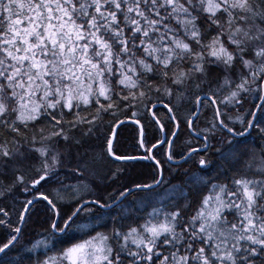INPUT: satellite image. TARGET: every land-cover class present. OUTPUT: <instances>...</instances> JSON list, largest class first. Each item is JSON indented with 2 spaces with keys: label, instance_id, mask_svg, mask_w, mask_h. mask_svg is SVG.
<instances>
[{
  "label": "snow or ice",
  "instance_id": "obj_1",
  "mask_svg": "<svg viewBox=\"0 0 264 264\" xmlns=\"http://www.w3.org/2000/svg\"><path fill=\"white\" fill-rule=\"evenodd\" d=\"M127 122L139 156L115 152ZM253 130L264 0H0V264H264V148H235ZM98 146L151 182L101 196Z\"/></svg>",
  "mask_w": 264,
  "mask_h": 264
},
{
  "label": "trees",
  "instance_id": "obj_2",
  "mask_svg": "<svg viewBox=\"0 0 264 264\" xmlns=\"http://www.w3.org/2000/svg\"><path fill=\"white\" fill-rule=\"evenodd\" d=\"M152 138V135H149L148 139L152 140ZM138 139L139 137L136 126H132L131 124L122 126L118 131V136L115 141V152L122 156L141 155L142 151L139 149L137 142ZM237 140L239 143L236 144L237 146L235 145L236 149L254 150L257 156L259 155V148H264V140L260 138L255 130H253L248 137ZM177 147H179V145ZM213 159L216 160L218 157L213 155ZM191 164L192 163L185 164L184 169H188L190 172V168L193 167L192 172H196L197 166H190ZM124 165L125 166L113 162L106 155H100V148L98 146L95 159L90 161L88 173L81 177V179H87L86 181L93 185L101 196H107L113 191L119 192L122 190V185H130L132 181L140 183L151 182L153 176V163H132ZM184 169H180V171L183 172ZM215 169L216 168H209L205 172L198 173L197 175L214 176L217 171V169ZM113 172L119 173V179L109 181L108 177ZM89 173H94V175ZM165 175H168L167 171ZM176 179V177H173L174 182H176ZM128 207L131 208V206ZM13 219H15V213H13ZM43 233L44 227L42 226L41 221H34L30 223L24 229L21 238V245H31L33 242L44 238ZM13 255H15V253H13Z\"/></svg>",
  "mask_w": 264,
  "mask_h": 264
},
{
  "label": "rangeland",
  "instance_id": "obj_3",
  "mask_svg": "<svg viewBox=\"0 0 264 264\" xmlns=\"http://www.w3.org/2000/svg\"><path fill=\"white\" fill-rule=\"evenodd\" d=\"M118 164H120V165H123V166H125L124 164H131V163H118ZM97 181H99V180H97ZM137 195H138V198L137 199H135V198H133V197H130L129 199H128V201H126L125 203H126V205L127 206H131V208H133L134 207V205H133V201H140L142 198H143V195L144 194H142V193H137ZM136 195V196H137ZM135 199V200H134ZM150 209H148V208H144V209H142V211H144V212H146V211H149ZM39 241V240H38Z\"/></svg>",
  "mask_w": 264,
  "mask_h": 264
},
{
  "label": "water",
  "instance_id": "obj_4",
  "mask_svg": "<svg viewBox=\"0 0 264 264\" xmlns=\"http://www.w3.org/2000/svg\"><path fill=\"white\" fill-rule=\"evenodd\" d=\"M126 124H130V122H127ZM122 127V126H121ZM120 129V128H119ZM119 129H116L117 133H118V130ZM252 131H249L244 137L248 136ZM244 137H238V139L240 138H244ZM116 140V139H115ZM115 140H114V143H115ZM162 147V145H161ZM117 162H120V163H126V162H136V161H139V160H115Z\"/></svg>",
  "mask_w": 264,
  "mask_h": 264
},
{
  "label": "flooded vegetation",
  "instance_id": "obj_5",
  "mask_svg": "<svg viewBox=\"0 0 264 264\" xmlns=\"http://www.w3.org/2000/svg\"><path fill=\"white\" fill-rule=\"evenodd\" d=\"M111 159V158H110ZM141 163H145V164H149V160H147V161H144V162H141ZM190 166H196L195 164H191ZM188 167V166H187ZM193 168V167H192ZM192 168H190V172H192ZM86 178H87V176H86ZM87 179H85V181H86ZM150 182V181H149ZM133 198H135V199H137L138 198V195L137 196H135V197H133ZM134 199V200H135ZM43 239V238H42ZM42 239H40V240H42Z\"/></svg>",
  "mask_w": 264,
  "mask_h": 264
},
{
  "label": "bare ground",
  "instance_id": "obj_6",
  "mask_svg": "<svg viewBox=\"0 0 264 264\" xmlns=\"http://www.w3.org/2000/svg\"><path fill=\"white\" fill-rule=\"evenodd\" d=\"M121 128V127H120ZM252 133V132H251ZM248 137V136H247ZM237 146V145H236ZM248 148H250V147H248ZM243 150V149H242ZM249 150V149H248ZM257 151V150H256ZM255 154H256V152H255ZM110 159V158H109ZM216 170V169H215Z\"/></svg>",
  "mask_w": 264,
  "mask_h": 264
}]
</instances>
